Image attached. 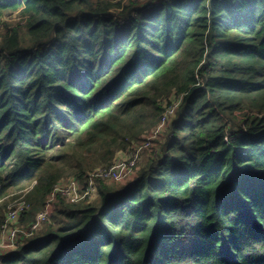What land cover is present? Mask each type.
Masks as SVG:
<instances>
[{
  "label": "trees",
  "instance_id": "1",
  "mask_svg": "<svg viewBox=\"0 0 264 264\" xmlns=\"http://www.w3.org/2000/svg\"><path fill=\"white\" fill-rule=\"evenodd\" d=\"M172 100L134 178L57 195L2 264H264V0H0V226L7 197L26 191L24 229L60 180L86 187Z\"/></svg>",
  "mask_w": 264,
  "mask_h": 264
},
{
  "label": "built area",
  "instance_id": "2",
  "mask_svg": "<svg viewBox=\"0 0 264 264\" xmlns=\"http://www.w3.org/2000/svg\"><path fill=\"white\" fill-rule=\"evenodd\" d=\"M177 106H179V101L174 100L171 105L165 107V114L162 116L157 127L149 131V133L143 137L142 141L132 143L129 149L124 152L126 155L124 159H122L120 155H116L113 165L108 169H95L90 172L88 174V184L86 187H81L80 183L74 178H68L66 181H64L65 179L60 180L48 196L44 208L36 215L34 223L26 226L24 229L19 227L18 223L20 217L29 209L28 202L24 198V195L14 200L13 203L7 207L4 220L0 226V264H2V257L17 247L19 239L23 236L32 235L49 220L51 204L57 195L64 197L71 203H76L80 201L82 197L85 198L92 195L96 190V179L116 181L122 175H125L126 178H134L137 172L140 154L144 149L148 150L152 147V140L159 138L160 133L163 132L167 123V115L173 113ZM82 188L83 194L79 192Z\"/></svg>",
  "mask_w": 264,
  "mask_h": 264
},
{
  "label": "rangeland",
  "instance_id": "3",
  "mask_svg": "<svg viewBox=\"0 0 264 264\" xmlns=\"http://www.w3.org/2000/svg\"><path fill=\"white\" fill-rule=\"evenodd\" d=\"M9 20H11V21H15V20H18V17L17 16H13V17H11L10 19H8V21ZM178 107V106H177ZM176 107V108H177ZM175 108V109H176ZM175 109H174V112H175ZM174 112L173 113H171V114H169V115H167L168 116V119H167V122H169L172 118H173V116H174ZM165 114V113H164ZM150 131V130H149ZM149 131L147 132V133H145V135H147L148 133H149ZM159 139V138H158ZM154 140H157V139H154ZM153 140V141H154ZM153 141H151V145H153V146H155V141L153 142ZM117 155H120V157H122V159H124L125 157H126V155L124 154V153H122V154H119V153H117ZM140 158L143 160L145 157L143 156H140ZM140 161V160H139ZM138 166V165H137ZM97 169V168H96ZM68 178H66L64 181H66ZM129 180H131L130 178H126V176L125 175H122L118 180H116V181H109V182H112V184L113 185H120V184H122V183H125V182H127V181H129ZM81 185V187H82V184H80ZM96 188V187H95ZM81 194H83V188L79 191ZM25 194V196H24V198H26V191H23V192H21V193H18V195H17V197L16 198H13V199H11V197H7V203H8V205H7V207L8 206H10L12 203H13V201L14 200H16L17 198H19L20 196H22V195H24ZM83 199H87V201H89V202H93V201H96V199H97V190H95L93 193H92V195H89V196H87V197H82V199L81 200H83ZM80 200V201H81ZM79 202V201H78ZM7 207H6V209H7Z\"/></svg>",
  "mask_w": 264,
  "mask_h": 264
},
{
  "label": "bare ground",
  "instance_id": "4",
  "mask_svg": "<svg viewBox=\"0 0 264 264\" xmlns=\"http://www.w3.org/2000/svg\"><path fill=\"white\" fill-rule=\"evenodd\" d=\"M24 196H25V194H24Z\"/></svg>",
  "mask_w": 264,
  "mask_h": 264
}]
</instances>
